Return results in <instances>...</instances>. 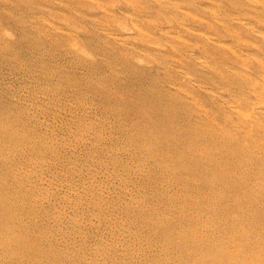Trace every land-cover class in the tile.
Masks as SVG:
<instances>
[{
    "label": "bare ground",
    "instance_id": "bare-ground-1",
    "mask_svg": "<svg viewBox=\"0 0 264 264\" xmlns=\"http://www.w3.org/2000/svg\"><path fill=\"white\" fill-rule=\"evenodd\" d=\"M76 1L0 0V264H264V0Z\"/></svg>",
    "mask_w": 264,
    "mask_h": 264
},
{
    "label": "rangeland",
    "instance_id": "rangeland-1",
    "mask_svg": "<svg viewBox=\"0 0 264 264\" xmlns=\"http://www.w3.org/2000/svg\"><path fill=\"white\" fill-rule=\"evenodd\" d=\"M40 1H43V0H40ZM82 1L83 0H77L76 2H73V4L77 7V8H79V9H81L82 8V11H87V15H86V17L85 18H76L77 19V22H80V24H88L87 23V21H86V19L87 20H90V22L92 21V18L93 17H100V11H98V10H91V9H89V10H87V7H84V5H85V2L83 1V4H82ZM45 2V1H44ZM81 7V8H80ZM141 7L142 6H139L138 7V9H141ZM111 11H113V15L112 16H110V17H114V19L115 20H118V19H120V18H123V20H125L126 18L124 17V16H121V14H120V12L118 11V12H115V9L114 10H112L111 9ZM44 13V12H43ZM44 16H47L46 15V12L44 13ZM76 16H79V15H76ZM89 16V17H88ZM0 18H2L3 20L6 18V14L3 12V11H1L0 12ZM141 22V21H140ZM198 23V22H197ZM141 24H143V26H144V28H145V24H144V22L142 21L141 22ZM196 24V23H195ZM199 25V24H198ZM87 26V25H86ZM200 26H203V25H200ZM12 31H13V33H17V29H11ZM89 33V35H92L93 34V36H91L92 37V42H89V44L87 45L88 46V50H89V52H91L92 53V55H94V56H96V57H98L99 55H100V49H99V47H98V44H99V41L101 42V40L103 39V33L102 32H96V31H92V32H88ZM95 33V34H94ZM82 41H86L85 39H82ZM49 44V43H48ZM122 48V47H121ZM123 49V48H122ZM121 49V50H122ZM195 52H196V50H194ZM123 52V51H122ZM112 63H114V60H112ZM85 67V69H87L88 71H92V74H105V78H107L108 77V75H109V77L107 78V79H110L111 78V73H113L114 74V71H108L107 70V67L106 66H104V63H101V62H99V60H97L96 59V63H95V65H94V67L93 68H91V67H86V66H84ZM93 70L95 71V72H93ZM155 69H153V68H151L150 69V72H148V71H146V73L145 74H151V73H155ZM102 72V73H101ZM115 73L117 74V78H114L113 79V81L116 83V84H118V83H120V81H119V77H121L122 76V74L121 73H119V71H117V69L115 68ZM191 74H193V75H195V77L196 78H198V79H200V80H203L204 79V77L201 75V74H199V73H197V72H194V71H191ZM154 75H156V74H154ZM144 77V76H143ZM216 77V76H215ZM205 80V79H204ZM106 97V96H105ZM104 97V98H105ZM110 97H113L112 96V94H110Z\"/></svg>",
    "mask_w": 264,
    "mask_h": 264
}]
</instances>
